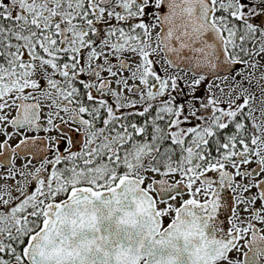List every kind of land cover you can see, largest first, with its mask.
<instances>
[{"label":"snow or ice","instance_id":"6c2138e0","mask_svg":"<svg viewBox=\"0 0 264 264\" xmlns=\"http://www.w3.org/2000/svg\"><path fill=\"white\" fill-rule=\"evenodd\" d=\"M0 264H264V0H0Z\"/></svg>","mask_w":264,"mask_h":264}]
</instances>
